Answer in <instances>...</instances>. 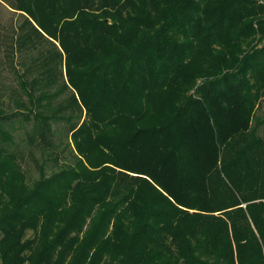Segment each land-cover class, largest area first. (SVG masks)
Here are the masks:
<instances>
[{
    "label": "trees",
    "instance_id": "trees-1",
    "mask_svg": "<svg viewBox=\"0 0 264 264\" xmlns=\"http://www.w3.org/2000/svg\"><path fill=\"white\" fill-rule=\"evenodd\" d=\"M3 4L31 142L77 154L28 189L0 116L1 264H264V4Z\"/></svg>",
    "mask_w": 264,
    "mask_h": 264
},
{
    "label": "rangeland",
    "instance_id": "rangeland-1",
    "mask_svg": "<svg viewBox=\"0 0 264 264\" xmlns=\"http://www.w3.org/2000/svg\"><path fill=\"white\" fill-rule=\"evenodd\" d=\"M256 1L264 4V0ZM22 20L23 16L18 11L10 9L7 4L0 6V116H8L13 112L17 113L13 114L10 121L9 119H6L7 121L4 120L11 122L9 125L4 123V126L7 130L10 129L14 135L13 139L15 141L13 143L10 142L8 147L20 157L23 181L29 187L28 189H31L41 178L42 168L44 169V176L47 177L60 170L63 167L62 162L65 160L71 161L77 153L69 136L70 133L66 130V124L64 125L62 122L54 123L53 126L56 131L52 135L47 136L52 141V145L48 143L45 146H41V144L31 142L32 121L26 122L24 114L27 109L21 104L22 102H28L29 105V98L21 87L20 76H18V73H25V68L30 63L31 55H27L23 59L25 51L18 50L16 54L7 56L8 44L12 43V40L15 42L17 27ZM258 43L261 45L262 42ZM22 59L26 63L24 66L20 63ZM27 77L30 78L31 75H27ZM63 97L65 95L60 98ZM255 112V117L258 116L259 120H264V96ZM259 120L256 121L254 119V124ZM259 129V134L264 136V124H261ZM33 140L36 141L35 139ZM53 155H58L60 160L55 161ZM35 228H38L40 232L42 231L40 223ZM35 228L28 227L24 237L27 239L32 238ZM25 254H28V251L21 255L24 256ZM27 263L28 261H26Z\"/></svg>",
    "mask_w": 264,
    "mask_h": 264
}]
</instances>
